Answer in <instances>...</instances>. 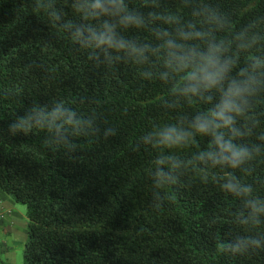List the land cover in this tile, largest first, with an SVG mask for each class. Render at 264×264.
I'll use <instances>...</instances> for the list:
<instances>
[{
  "label": "trees",
  "instance_id": "16d2710c",
  "mask_svg": "<svg viewBox=\"0 0 264 264\" xmlns=\"http://www.w3.org/2000/svg\"><path fill=\"white\" fill-rule=\"evenodd\" d=\"M0 190L23 264H264V0H0Z\"/></svg>",
  "mask_w": 264,
  "mask_h": 264
},
{
  "label": "crops",
  "instance_id": "0c3cea01",
  "mask_svg": "<svg viewBox=\"0 0 264 264\" xmlns=\"http://www.w3.org/2000/svg\"><path fill=\"white\" fill-rule=\"evenodd\" d=\"M27 226L26 207L0 190V264H18L16 251L24 249Z\"/></svg>",
  "mask_w": 264,
  "mask_h": 264
},
{
  "label": "rangeland",
  "instance_id": "374dc122",
  "mask_svg": "<svg viewBox=\"0 0 264 264\" xmlns=\"http://www.w3.org/2000/svg\"><path fill=\"white\" fill-rule=\"evenodd\" d=\"M19 206L21 208H24V206L21 205V204H19ZM26 211H27V209H26ZM25 215H26V212H25ZM16 254H17V262H18V264H23L24 263L23 251L22 250H18V251H16Z\"/></svg>",
  "mask_w": 264,
  "mask_h": 264
}]
</instances>
